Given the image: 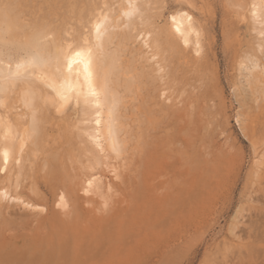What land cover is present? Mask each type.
Masks as SVG:
<instances>
[{"label":"rangeland","instance_id":"1","mask_svg":"<svg viewBox=\"0 0 264 264\" xmlns=\"http://www.w3.org/2000/svg\"><path fill=\"white\" fill-rule=\"evenodd\" d=\"M124 1L0 0V57L12 61L28 51L47 57L59 41L90 40L92 21L108 12L107 99L118 130V151H102L83 128L89 109L73 101L58 110L50 88L30 80L39 129L25 140L17 192L41 207L0 199V224L6 227L0 264L20 258L18 250L31 247L33 237L39 242L36 236L50 237L62 227L66 217L55 200L65 187L50 174L54 169L64 171L80 203L89 206L82 191L86 177L111 180L115 168L132 173L143 165L154 174L164 158L173 160L164 175L169 189L174 196L185 191V198L177 194L185 206L176 211L180 203L170 198L165 211L142 208L139 220L161 223L150 231L142 227V245L128 264H264V0L259 20L252 15L253 0H134L138 10L129 21L121 11ZM181 7L201 31L200 54L170 32V14ZM18 94V87L7 93L0 109L19 120L26 136L30 110ZM165 104L182 116L170 115L161 108ZM43 157L63 162L44 167ZM197 165L193 211L185 199ZM10 182L0 177V184ZM16 232L22 234L18 244Z\"/></svg>","mask_w":264,"mask_h":264},{"label":"bare ground","instance_id":"2","mask_svg":"<svg viewBox=\"0 0 264 264\" xmlns=\"http://www.w3.org/2000/svg\"><path fill=\"white\" fill-rule=\"evenodd\" d=\"M262 2L263 0L252 1V15L254 20H259L260 18ZM137 10L138 6L134 0H125L121 8L124 18L128 21L136 14ZM109 16L108 12H100L92 21L90 40L83 38L81 42L76 43L71 42V40H64L65 42L62 43L59 41L60 43L58 42V44L54 45L52 53L47 55V57L39 54V52L32 51L26 52L13 61L0 57V107L4 106L7 100V93L14 92L16 87H18L19 100L23 106H26L30 110L28 112L29 132L26 133V136H21V131L18 127L19 120L12 117L7 111L1 112L0 109V153H8L7 163H5L3 155H0V169H2L0 177H6L11 181L8 185L7 183L0 184V199H6L8 202L24 205L28 209L41 207L40 204L32 202L17 192L22 187L19 174L24 159L23 151L25 140L30 137L32 132L34 134L39 129V118L35 114L36 111L33 106V96L36 91L30 84V80L33 82L39 81L50 88L52 93L48 94L47 92L48 97L50 102L54 103L58 110L65 108L68 103L70 104L73 101L81 104L82 108L89 109L87 117L82 120L83 122L86 121L84 123H87L83 128L90 138V141L104 152L107 150L118 151V130L116 128V118H114L115 108L114 104L111 105L107 99L110 93L107 88L109 64L106 58L108 53L105 47V35L108 33ZM169 21L170 32L180 39V44L183 46L193 45L194 51L200 54L201 44L199 38L201 37V31L194 23V16L191 12L183 7L175 9L170 14ZM97 25H100L99 36L96 33ZM145 43L146 39H144L143 44ZM89 49L92 53L93 84L95 91L98 93L95 97L90 95L88 84L84 79L83 65H77L71 71H69L68 67L69 59L73 58L76 52L83 51L87 53ZM33 55L40 57L42 67L36 66L22 69L23 74L19 78H14L10 75V66L12 73H15L16 65L30 60ZM157 65L158 68L156 67V71H160L162 67L159 64ZM57 68L60 69L59 73L55 72ZM164 97L166 98L168 95ZM161 108H165L167 112L171 111L170 104L161 105ZM175 113L172 110L170 115L182 116L181 111H178L177 115ZM163 125L166 126L169 124ZM165 126L162 127L165 128ZM62 162L63 160L61 158H59V164L50 161L48 157H43L42 159L44 167L47 164H54L58 167ZM172 162L173 160L167 161L165 158L157 162L158 171L154 174L146 168L147 165H143V167H139L140 169L134 170L132 173L127 168L128 171H117L118 168H115L114 178L109 179L110 181L102 180L100 174H93L88 178L86 177L82 191L87 194L85 202L89 206H84L80 203L81 197L73 193L72 186H70V183L65 178L64 171L54 169L50 174L62 182L65 187V190L61 191L55 200V205L63 209L60 211L66 217L65 220L60 221L62 227H60V230L56 234H51L50 237L38 238L36 236L35 239L39 240V242H35L33 237L32 246L19 249L18 256L20 258L9 264L130 263L142 245V238L145 235V233L142 234V227L148 225L144 230L148 228L152 229L161 223L158 222L154 225H149L143 222V219L139 220L140 215H142V208L149 205L151 208H157L156 210L161 207V210L165 211L167 210L165 209L166 205L171 202L170 198H172L174 204L180 203L179 205L176 204L175 210H182L184 203H181V200L179 201V196L182 192H180L181 189L177 192L179 196L177 194L174 196L175 193L173 194L169 189V182L164 177L165 171L167 172V169H170L173 165ZM143 163L145 164V161ZM13 166L16 168L13 171L15 176L10 174ZM175 172L177 174H183L184 170L176 169ZM198 175L199 169L197 165L194 167V175L190 183L192 186V192L189 196L190 201L185 199V201H188V205L190 202L189 207H192L193 211L197 205V186L193 187V182H195ZM43 176L45 177V175ZM155 178L158 179L154 181ZM164 182L167 183V186L164 185L165 188L161 193H156V190L161 189V183ZM11 186L14 187V193H12ZM112 189H114L115 194H113ZM30 191L34 192L35 190L31 188ZM182 193V196L185 195V193ZM97 197H101L103 201H99ZM182 198L185 197L183 196ZM167 200H169L168 203L166 202ZM164 202H166V205H164ZM163 205L164 208L162 207ZM144 210L146 209L144 208ZM138 213L140 214L139 216ZM170 214L168 213V215ZM150 219L148 222L152 221ZM38 221L41 222L42 218ZM162 221L164 222V220ZM52 224L54 225L53 222H51ZM51 227H48V233H50L49 230L52 229ZM5 228L4 224H0V237L5 238ZM148 231L150 230L148 229ZM21 237L22 234L16 232L12 237L14 239L13 242L18 244V240Z\"/></svg>","mask_w":264,"mask_h":264},{"label":"snow or ice","instance_id":"3","mask_svg":"<svg viewBox=\"0 0 264 264\" xmlns=\"http://www.w3.org/2000/svg\"><path fill=\"white\" fill-rule=\"evenodd\" d=\"M96 33L99 36L100 34V25L96 26ZM91 50L89 49V51L87 53H84L83 51H78L75 53L74 57L69 59L68 61V67H69V71H71V69L77 65L82 64L83 65V71H84V79L88 84V88H89V92L90 95L95 97L98 95V93L95 91L94 88V84H93V71H92V61H91ZM36 66H43L40 57L33 55L31 57L30 60L26 61V62H22V63H18L16 65V71L15 73H12L11 71V66L9 67V73L12 77L14 78H19L23 73H22V69H26L28 67H36ZM56 73L60 72V69L57 68L55 70ZM0 155H3L5 163H7V157H8V153L4 152V153H0Z\"/></svg>","mask_w":264,"mask_h":264}]
</instances>
